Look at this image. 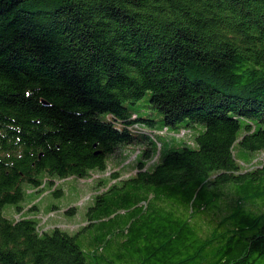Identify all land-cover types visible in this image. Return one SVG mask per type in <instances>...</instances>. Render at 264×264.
<instances>
[{
    "label": "trees",
    "instance_id": "obj_1",
    "mask_svg": "<svg viewBox=\"0 0 264 264\" xmlns=\"http://www.w3.org/2000/svg\"><path fill=\"white\" fill-rule=\"evenodd\" d=\"M131 145L75 230L2 214ZM261 151L264 0H0V264H264Z\"/></svg>",
    "mask_w": 264,
    "mask_h": 264
},
{
    "label": "rangeland",
    "instance_id": "obj_2",
    "mask_svg": "<svg viewBox=\"0 0 264 264\" xmlns=\"http://www.w3.org/2000/svg\"><path fill=\"white\" fill-rule=\"evenodd\" d=\"M144 101L139 100L133 105L138 109L139 116H145L147 109L143 106ZM151 117L156 118V114L152 113ZM146 128V127H144ZM141 126V129L146 133V130ZM141 130V131H142ZM162 131H166L162 129ZM153 133V131H152ZM166 132V135H170ZM181 136L180 139L184 141H191V138L183 130L177 134ZM141 151L138 145H131L126 148H119L112 153L107 159V167L104 171L91 170L85 177H65L55 178L51 177L49 185H41L38 188L26 186V196L24 201L20 203L22 209L17 211L14 204H5L2 208V214L5 217L12 218L20 215H27L38 220V227L42 229H50L54 226L62 229L73 231L79 225L85 223V213L87 206L90 204L92 194L101 190L103 186H97L100 182L106 180L110 183L115 179L112 174H116V179L126 178L136 171L137 155ZM264 152L256 153L251 158L249 163H241L244 168H251L258 164L259 160H263ZM158 159L155 153L151 159L146 163V166L152 165ZM259 165V164H258ZM51 184V185H50ZM54 190L59 191V195L53 194ZM72 208V212L68 213L66 210Z\"/></svg>",
    "mask_w": 264,
    "mask_h": 264
}]
</instances>
